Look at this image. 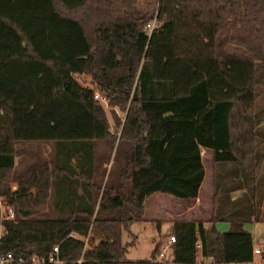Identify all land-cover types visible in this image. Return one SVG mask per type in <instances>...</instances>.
Masks as SVG:
<instances>
[{
    "label": "trees",
    "instance_id": "16d2710c",
    "mask_svg": "<svg viewBox=\"0 0 264 264\" xmlns=\"http://www.w3.org/2000/svg\"><path fill=\"white\" fill-rule=\"evenodd\" d=\"M154 13L153 0H0V197L3 214L13 211L1 220L0 256L22 264L254 258L243 226L264 220V109L256 105L264 0H159L157 25L143 30ZM26 144L37 147L34 158L19 149ZM201 149L213 164L208 225L175 221L170 259L157 260L159 241L150 260H128L147 198H197ZM25 152L32 160L19 170ZM49 197L56 215L40 217Z\"/></svg>",
    "mask_w": 264,
    "mask_h": 264
},
{
    "label": "rangeland",
    "instance_id": "374dc122",
    "mask_svg": "<svg viewBox=\"0 0 264 264\" xmlns=\"http://www.w3.org/2000/svg\"><path fill=\"white\" fill-rule=\"evenodd\" d=\"M145 2L146 0H136V3L138 5H143ZM153 5L155 7L154 17L151 20H149L147 23H154V26H155L157 25L156 11L159 5V0H153ZM146 24L142 26L143 30L147 28ZM76 78L82 85H87V86L89 85L90 78L88 76L77 75ZM258 92H259V95L256 99V105H257V109L262 111L264 109V93H263L264 83L263 82L261 83ZM103 105L106 106V104H103ZM108 116L110 118L109 114ZM112 131H116L115 127H112ZM101 146H102V152H103V145ZM21 148H24V149L26 148L30 150L31 154H33L32 158H34V155L37 152V149H36L37 147L34 144L32 145L26 144L24 146L19 147V149ZM39 152L43 157L44 156L49 157L50 146L49 145L40 146ZM201 152H202L201 157L203 161V166L205 169V179L202 184L200 194L198 195V198L196 200L197 201L196 211H198V214L195 217H199L200 219H202L201 221L205 225H208L209 220H210L208 214L212 210V209L210 210L211 205H212V195L210 196V188H211V183L213 186V164H212L211 151L206 150V149H201ZM104 153L106 154L107 152L105 151L103 152V154ZM31 154L29 152H25L24 154L19 153L16 156L15 164H16L17 169L20 170L25 165L26 162H29L30 160H32V158L30 157ZM106 165L107 167H109L110 162L109 164H106ZM106 165L104 166L106 167ZM259 192L264 195V182L259 184ZM212 193H213V187H212ZM170 197L169 196H159L158 194L151 196V199H150L151 202H153L155 199H158V198L164 199L163 202L165 203L164 204L165 206L160 205V207H158L156 210V212H159L158 213L159 218H164L165 215L167 214V211L169 209L171 210V208L174 207V202L178 201ZM47 200H48L47 204L40 209V212L38 214L40 217H54L56 215L53 209V205H52V197H49V199ZM4 204H6L5 200L2 197H0V214H3L2 208H4ZM182 206L186 208L188 207L186 206V202H182ZM260 206H262L261 213H262V217H264V199L260 201ZM163 208H165L166 211H164ZM168 228H170L168 224H163V226L159 228L155 222L153 223L152 222L133 223L131 225V232L136 236V242L133 246L128 247L127 254H126L127 259L133 260V261L150 260L151 252L155 247L156 239H158L160 235L165 234L167 230H169ZM215 228L219 232L228 231L229 223L228 222H217L215 224ZM243 228L251 233L253 244L257 246L258 248H260L261 252L264 254V220L259 219L258 221L253 222V223L252 222L246 223L244 224ZM0 233H1V230H0ZM130 241H131V238L129 234L123 231L122 232L123 244H127ZM169 256L170 255L167 254V258H169ZM258 257L259 255L256 254L255 258L258 259Z\"/></svg>",
    "mask_w": 264,
    "mask_h": 264
},
{
    "label": "crops",
    "instance_id": "0c3cea01",
    "mask_svg": "<svg viewBox=\"0 0 264 264\" xmlns=\"http://www.w3.org/2000/svg\"><path fill=\"white\" fill-rule=\"evenodd\" d=\"M202 163H203V161H202ZM204 179H205V174H204L203 182H204ZM203 182H202V184H203ZM202 184H201V187H202ZM201 187H200V190H201ZM200 190H199L198 195L200 194ZM156 194H158L159 196H169V197L171 196L170 198H172L174 200H178V201L174 202V207H172V208L170 207L171 210L167 209L168 211H167V214L165 215L164 218H159L158 217L159 212H156V210L158 207H160V205L165 206L164 205L165 203L163 202L164 199L158 198V199H155L153 202H151V200H150L151 197H149L145 200L144 215H143V221L142 222H152V223L155 222L159 228H161L163 226V224H168V226L170 227V228H168L169 230H167V232L165 234L160 235V237H158V239H156L155 244L159 241H162V242L167 241L168 236L173 233V230H172V223L173 222H175V221H191V220L201 221L202 220L199 217H195L198 214V211H196V209H197V201L196 200H197L198 196L196 199H181V198L174 197L170 194H163V193H156ZM211 195H212V183H211V188H210V196ZM233 195H236V194L233 193ZM182 202H186V206H188V207L187 208L183 207ZM211 209H212V205H211L210 210ZM261 209H262V206H261ZM163 210L166 211L165 208H163ZM210 214H211V212L208 214L209 219L211 217ZM254 247L256 248L257 246L254 245ZM170 252L171 251L169 250L167 253L170 255L169 259L171 258ZM254 258H255V256H254ZM258 259H259V257H258ZM202 261H204L203 263H210L211 259L210 258L204 259L202 257H199L198 262H202Z\"/></svg>",
    "mask_w": 264,
    "mask_h": 264
},
{
    "label": "built area",
    "instance_id": "2783aa9c",
    "mask_svg": "<svg viewBox=\"0 0 264 264\" xmlns=\"http://www.w3.org/2000/svg\"><path fill=\"white\" fill-rule=\"evenodd\" d=\"M146 29L151 30L154 27V23H148ZM156 26V25H155ZM96 96V95H95ZM6 204H4L5 206ZM6 212V215L1 214L0 215V230L2 231V222L1 220L4 218H13V211L11 209V207H8L6 211H4V213ZM4 215V216H3ZM1 235V233H0ZM175 242V236L174 235H169L167 238V241L164 242L161 247L160 250L158 252L157 255V260L158 261H167V253L170 250L172 244ZM197 247L200 248V243H197ZM54 253H57L58 248L54 247L53 248ZM261 250L260 248H254L253 249V256H255L256 254H260ZM45 258H36V257H32L31 259H28L27 261L31 262L32 264H41L44 262ZM16 260L17 264H22L24 262V260L22 258H15L11 253H6L0 256V264H10L11 262H14ZM48 262H52V263H58V260L55 259V257L53 255L48 257ZM195 264H203V262H197ZM236 264H264L260 259H255L253 258L251 261L246 262V263H236Z\"/></svg>",
    "mask_w": 264,
    "mask_h": 264
},
{
    "label": "water",
    "instance_id": "95a60500",
    "mask_svg": "<svg viewBox=\"0 0 264 264\" xmlns=\"http://www.w3.org/2000/svg\"><path fill=\"white\" fill-rule=\"evenodd\" d=\"M212 225V224H211Z\"/></svg>",
    "mask_w": 264,
    "mask_h": 264
}]
</instances>
